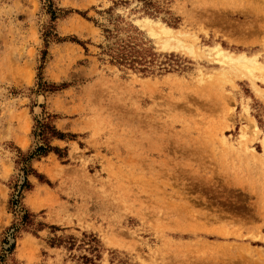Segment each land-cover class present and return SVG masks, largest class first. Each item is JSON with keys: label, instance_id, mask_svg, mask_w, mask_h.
<instances>
[{"label": "rangeland", "instance_id": "rangeland-1", "mask_svg": "<svg viewBox=\"0 0 264 264\" xmlns=\"http://www.w3.org/2000/svg\"><path fill=\"white\" fill-rule=\"evenodd\" d=\"M53 1L46 46L43 0H0V264H264V0ZM43 117L76 136L32 162L46 226L4 252Z\"/></svg>", "mask_w": 264, "mask_h": 264}, {"label": "trees", "instance_id": "trees-1", "mask_svg": "<svg viewBox=\"0 0 264 264\" xmlns=\"http://www.w3.org/2000/svg\"><path fill=\"white\" fill-rule=\"evenodd\" d=\"M44 5L48 7L49 13L51 14V23L48 25L45 33H44V40L46 43V46H48L49 42L52 40H58L60 41V37L55 32V24L54 22L59 17L57 8L54 6L53 0H43ZM126 56H122L120 59L122 61H128L130 60L131 63L137 62L139 64L140 61L137 59V56L130 52L128 53H122ZM47 55V50L43 51V59ZM142 58V57H141ZM58 86L55 84H48L46 81L43 80L41 74L39 76V82H38V90H55ZM34 136L37 138L38 142L36 144V147L33 150H30L28 152H23L21 149H19V157L17 160V164L19 165L20 174L16 177V179L12 182L11 188L13 189V192L11 194V198L9 200V205L11 210L20 216L19 222L14 223L11 227L7 230V235L4 238V243H10V239H13L14 242L10 243L8 248L3 249L4 252L12 253L15 249V240L18 236V233L21 230H27L31 227H34L35 224L34 221V214H32L27 208H25L23 204V198L25 192L32 189L33 184L29 178L30 175H35L39 178L40 182H47L50 183V181L45 177L44 174H41L38 172L36 168L33 167L32 162L34 160H39L43 156H47L49 153L54 152L59 155V157L64 158L67 156L66 149L61 148L57 145H53V140H66L68 138H74L76 135L72 133H66L57 128L55 124H53L50 121V117H43L41 119L37 118L36 123L34 126L33 131ZM46 225L43 223L38 224L36 230H41ZM36 234L35 232H33ZM58 240L61 241V238H58ZM1 260H5V253H2ZM87 261H92L91 258L86 257Z\"/></svg>", "mask_w": 264, "mask_h": 264}, {"label": "bare ground", "instance_id": "bare-ground-1", "mask_svg": "<svg viewBox=\"0 0 264 264\" xmlns=\"http://www.w3.org/2000/svg\"><path fill=\"white\" fill-rule=\"evenodd\" d=\"M216 52H217L218 55L221 56L222 59L224 58L226 61H228L230 63V65L232 67H234V69L237 68L238 70H246V71H248L250 73V72H252L253 68H255V66H254L255 65V60L252 59V58L251 59L248 58L244 54L239 56L238 58L237 57L234 58L231 54H228V51L226 52V51L222 50V48L218 49V51H216ZM221 58L218 59V60L221 61Z\"/></svg>", "mask_w": 264, "mask_h": 264}]
</instances>
